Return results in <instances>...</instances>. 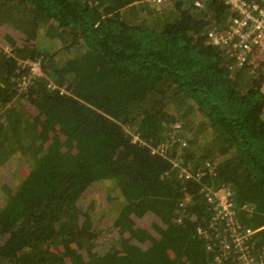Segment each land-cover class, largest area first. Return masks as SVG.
Segmentation results:
<instances>
[{
  "label": "trees",
  "instance_id": "obj_1",
  "mask_svg": "<svg viewBox=\"0 0 264 264\" xmlns=\"http://www.w3.org/2000/svg\"><path fill=\"white\" fill-rule=\"evenodd\" d=\"M148 1L0 0V264H209L196 192L220 182L244 227L264 225V58L238 68L210 49L207 30L235 16L224 0H168L162 26ZM26 58L66 93L40 80L18 94ZM180 158L203 174L182 181ZM149 211L163 237L140 227ZM247 244L264 251V230Z\"/></svg>",
  "mask_w": 264,
  "mask_h": 264
},
{
  "label": "built area",
  "instance_id": "obj_2",
  "mask_svg": "<svg viewBox=\"0 0 264 264\" xmlns=\"http://www.w3.org/2000/svg\"><path fill=\"white\" fill-rule=\"evenodd\" d=\"M168 0H149L154 6L163 5ZM210 0H197V6ZM229 5L235 16L230 20V24L223 31L209 29L206 32L208 44L211 49L221 50L227 47L229 57H235L243 61L247 55L253 51L264 52V0H224ZM18 65L21 70H27L22 76L39 75L41 61L39 58H27L19 60ZM178 126H174L176 130ZM152 154L164 156V145L159 144L151 148ZM178 161L171 162V167L176 169L178 177L187 182L193 178L198 179L203 173L195 171L194 173L182 167ZM205 166L209 171L212 170L208 162ZM204 202L209 206L212 212V227L208 234L213 235L218 240L221 251L225 253H234L238 264H264V253H251L250 246L247 244L248 237L252 234L250 229H244L239 224L237 210L232 205V193L224 184L220 183L215 188L206 186L199 189ZM198 236L207 237L206 232L197 229ZM246 241V242H245Z\"/></svg>",
  "mask_w": 264,
  "mask_h": 264
},
{
  "label": "clouds",
  "instance_id": "obj_3",
  "mask_svg": "<svg viewBox=\"0 0 264 264\" xmlns=\"http://www.w3.org/2000/svg\"><path fill=\"white\" fill-rule=\"evenodd\" d=\"M151 7H157V6H154V5H152L151 4ZM211 49V48H210ZM213 49H215V48H213ZM215 50H217V49H215ZM219 50V49H218ZM2 51L8 56V57H12V58H16V56L14 55V54H12V52H11V50L9 49L8 50V52H6L4 49H2ZM250 56H252L255 60H260V59H262V58H264V52H258V51H253V53L252 54H250V55H247L246 57H245V59L243 60V61H240V60H238L237 58H235V57H229L231 60H232V62H233V66H235V67H238V68H240V67H242L247 61H248V59L250 58ZM27 59V58H26ZM31 59H34V58H31ZM18 61L19 60H25V59H17ZM41 61V60H40ZM20 67V66H19ZM42 67V66H41ZM41 67H40V71H39V75H37V76H27L25 79H22V76L26 73V71L25 70H21V68H20V72L22 73L21 75H20V77H19V81H17V85H16V90H17V92H18V94H23V93H26L27 91H25V90H27V88L30 86V84H32L33 82L35 83V82H39L40 80H43L44 81V86L46 85V87L49 89V90H58L60 93L62 92V93H66V91L63 89V88H59L58 86H56L54 83H53V81H51V80H49V79H47L44 75H43V73H42V70H41ZM174 126H178L177 124H174V125H172V126H170V131H171V134L172 135H175V133L177 132V130H178V128L175 130L174 129ZM136 139V141L137 142H139L140 144H142V145H144L140 140H139V138L137 137V136H135L134 137V140ZM160 144H163L164 145V151H165V154H166V144L165 143H160ZM159 144H157L156 146H149V150H150V153H151V148L152 147H157ZM184 145V144H183ZM152 154V153H151ZM165 154H164V156H162V157H165ZM152 155H157V154H152ZM158 156H160V155H158ZM206 162H208V161H206ZM213 164L211 165V169L213 170ZM172 168V167H171ZM231 174H234L233 172H231V171H229ZM193 179H195V178H193ZM193 179H191V180H193ZM183 181V180H182ZM190 181V180H189ZM220 183H222V182H220ZM220 183H218L217 185H212V188H215L216 186H218ZM229 189H230V187L226 184V183H224ZM201 187H204V186H201ZM200 187V188H201ZM199 188V189H200ZM230 191H231V189H230ZM231 193H232V191H231ZM200 193H199V190L196 192V196L197 195H199ZM201 195V194H200ZM193 198V196L191 195V193H189V192H187V193H185L184 194V202L186 201V202H189V200L190 199H192ZM179 206H182V204L180 203L179 204ZM235 208V207H234ZM236 210H237V218H238V221H239V224L241 225V227L242 228H244V229H250L251 231H252V234L248 237V241H250V243H251V237L252 236H254L256 233H258V232H260V231H262V230H264V225H262V226H260V227H258V228H254V229H252V228H250V227H244L243 225H242V223H241V221H240V218H239V216H238V214L240 213V212H242V213H244V214H246V213H248L249 212V209H244L243 207H241L240 209H238V208H235ZM174 210V209H173ZM173 218L176 220V223L177 224H182V222H180L179 220H178V217H177V215H174L173 213H172V215L170 216V221H172L173 220ZM176 223H175V225H176ZM197 229H200V230H202V231H204V232H206V234L208 235L207 237H203V236H198L197 234H196V230ZM194 232H191V237L193 238V240L194 239H196L197 241H199L200 242V244H201V248H202V251L204 252V253H207V254H209L210 255V259L208 260V263L209 264H219L220 262H221V260H224V259H226V256L228 255V254H231V253H225V252H223V251H221L220 250V248H219V245H218V240L217 239H215L214 237H213V235H211V234H208V233H210L211 232V227L209 228V230H203V229H201L200 227H197V228H195L194 230H193ZM255 252H257V254H259V253H264V251L263 250H255L254 249V253ZM232 254H234V253H232Z\"/></svg>",
  "mask_w": 264,
  "mask_h": 264
},
{
  "label": "rangeland",
  "instance_id": "obj_4",
  "mask_svg": "<svg viewBox=\"0 0 264 264\" xmlns=\"http://www.w3.org/2000/svg\"><path fill=\"white\" fill-rule=\"evenodd\" d=\"M154 10H155L154 13H156L155 16L157 18L156 23L159 26H162L169 17H172V19H169L170 21L174 20V14L170 11L169 7H167L166 4H163V5L159 6V7L157 6L156 8L154 7ZM163 12H165V14H162ZM22 47H23V45L17 46V48H22ZM4 50L6 52H8L9 48H5L4 47ZM11 52H12V54H14V52L12 50H11ZM100 75H101V72L99 71L98 72V78H101ZM149 204H150V206L153 205V201H150ZM149 212L150 213L146 214L145 218H140V227L141 228L149 227L150 229L151 228L152 229L158 228V231H160L161 236L163 237V235L166 233V228H163V226H161V221L156 216L157 215L156 212H154V211H149ZM152 212H154L156 215L154 213H152ZM173 225H174L173 228L176 229V227L183 226L184 224H177V225L173 224ZM125 239H124V242H125V244H127ZM72 257H74V258H72ZM120 258H121V256H120ZM178 260L179 259H176L174 264H178ZM62 264H81V263L77 260V258L75 256H70L65 261H63Z\"/></svg>",
  "mask_w": 264,
  "mask_h": 264
},
{
  "label": "crops",
  "instance_id": "obj_5",
  "mask_svg": "<svg viewBox=\"0 0 264 264\" xmlns=\"http://www.w3.org/2000/svg\"><path fill=\"white\" fill-rule=\"evenodd\" d=\"M159 6H161V5H159ZM159 6H158V7H159ZM150 8H151V11H152V12L155 11L153 7H150ZM169 218H170V216H169ZM169 218H168V219H169Z\"/></svg>",
  "mask_w": 264,
  "mask_h": 264
}]
</instances>
